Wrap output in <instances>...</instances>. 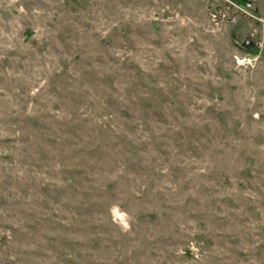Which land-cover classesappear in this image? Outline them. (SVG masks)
Instances as JSON below:
<instances>
[{
  "label": "rangeland",
  "instance_id": "1",
  "mask_svg": "<svg viewBox=\"0 0 264 264\" xmlns=\"http://www.w3.org/2000/svg\"><path fill=\"white\" fill-rule=\"evenodd\" d=\"M0 264H264V0H0Z\"/></svg>",
  "mask_w": 264,
  "mask_h": 264
},
{
  "label": "trees",
  "instance_id": "2",
  "mask_svg": "<svg viewBox=\"0 0 264 264\" xmlns=\"http://www.w3.org/2000/svg\"><path fill=\"white\" fill-rule=\"evenodd\" d=\"M238 3H239L240 5H243V3H242V2H239V1H238Z\"/></svg>",
  "mask_w": 264,
  "mask_h": 264
},
{
  "label": "built area",
  "instance_id": "3",
  "mask_svg": "<svg viewBox=\"0 0 264 264\" xmlns=\"http://www.w3.org/2000/svg\"><path fill=\"white\" fill-rule=\"evenodd\" d=\"M242 60H243V61H245V60H246V59H245V57H244V58H242Z\"/></svg>",
  "mask_w": 264,
  "mask_h": 264
}]
</instances>
